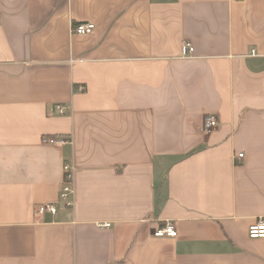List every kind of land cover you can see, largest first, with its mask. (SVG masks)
<instances>
[{"label":"crops","instance_id":"1","mask_svg":"<svg viewBox=\"0 0 264 264\" xmlns=\"http://www.w3.org/2000/svg\"><path fill=\"white\" fill-rule=\"evenodd\" d=\"M260 219L264 0H0V264H264Z\"/></svg>","mask_w":264,"mask_h":264},{"label":"built area","instance_id":"2","mask_svg":"<svg viewBox=\"0 0 264 264\" xmlns=\"http://www.w3.org/2000/svg\"><path fill=\"white\" fill-rule=\"evenodd\" d=\"M94 29V24L91 22L78 24L73 28L75 33L84 35L91 33ZM180 54L182 57H192L194 54V47L189 41H184L180 47ZM78 91H83L84 86H79L77 88ZM56 111L59 114H63L65 112V107L63 105H56ZM218 125V121L216 116L213 114H208L204 117L201 125L200 131L202 133H208L212 129H214ZM43 142L52 143V144H63L67 142L66 138H56V137H44ZM242 153L238 154L239 157H242ZM64 169V181L60 187L58 193V200L61 201L64 206L70 207L73 204V186H72V178H73V167L68 163H65L63 166ZM57 207L55 203H43L37 208L38 214L50 213L52 215L57 214ZM101 227H110L109 222L101 223ZM153 235L155 236H176V229L172 222L168 221L163 227L157 228ZM247 235L250 238H264V220L260 219L257 222L249 225L247 228Z\"/></svg>","mask_w":264,"mask_h":264}]
</instances>
